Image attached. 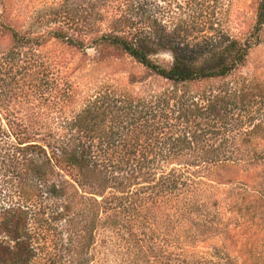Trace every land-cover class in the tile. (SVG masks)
<instances>
[{
    "label": "trees",
    "instance_id": "trees-1",
    "mask_svg": "<svg viewBox=\"0 0 264 264\" xmlns=\"http://www.w3.org/2000/svg\"><path fill=\"white\" fill-rule=\"evenodd\" d=\"M212 3L219 4L83 0L59 7L45 34L10 29L15 50L3 62L16 58L6 85L20 82V110H0V138H11L0 147V174L24 193L45 191L55 208L0 209V264H90L100 229L124 239L139 261H189L168 250L180 245L170 236L136 222L144 224L138 217L147 208H156L155 218L157 208L161 217L164 208H199L197 195L213 186L218 168L232 164L227 139L217 142L208 122L195 123L209 110L206 96L180 87L225 77L244 63L264 26V0L246 40L220 26ZM52 40L90 45L101 56L127 54L173 86L134 94L105 81L78 91L59 57L41 50ZM164 51L171 55L166 64L156 59ZM16 66L18 79L10 74ZM256 191L247 203L264 208V182ZM79 195L89 209L73 206Z\"/></svg>",
    "mask_w": 264,
    "mask_h": 264
},
{
    "label": "rangeland",
    "instance_id": "rangeland-1",
    "mask_svg": "<svg viewBox=\"0 0 264 264\" xmlns=\"http://www.w3.org/2000/svg\"><path fill=\"white\" fill-rule=\"evenodd\" d=\"M262 1L218 0L219 4L212 3L213 7L209 9L216 11L213 18H219L222 28L246 40L252 38ZM82 2L0 0V65L3 74L0 77V110H20L17 106L20 82L16 80L6 85L7 70L13 62L16 63V58H10V64L3 62V58L15 50L10 29L45 34L56 26L54 14L59 7ZM77 37L87 44L90 41V38L78 34ZM252 42L244 63L229 75L180 87L198 96H206L209 110L197 113L195 123L208 122L217 132L213 134L217 142L227 139L226 144L234 156L231 157L232 164L218 168L211 182L213 186L197 195L199 208H164L162 217L157 208L156 218L153 213L156 208H147L138 217L144 224L136 222V226L151 227L155 232L170 236L173 244L180 245L168 247V250L189 261L185 263L161 256L151 258L150 262L147 258L139 261L124 239L107 229H100L90 250V264H264V208H250L247 203L264 182V159L253 158V154H264V26ZM86 47L66 46L52 40L41 50L59 57L61 61L58 62L62 65L59 68L77 83L78 91L82 88L89 90L105 81L134 94L145 88L163 90L173 86L127 54L111 52L101 56L96 48ZM156 59L166 64L171 61V55L164 51ZM15 73L18 79L17 66L10 74ZM5 104L9 105L8 109ZM10 139L8 134L2 136L0 147H7ZM84 201L80 195L76 196L72 200L73 206L76 210L89 209L84 208ZM54 202V197L45 191L29 189L24 193L11 184L7 186L0 174V209L55 208ZM108 216L113 218L114 211H109ZM121 217L126 219L118 216Z\"/></svg>",
    "mask_w": 264,
    "mask_h": 264
}]
</instances>
